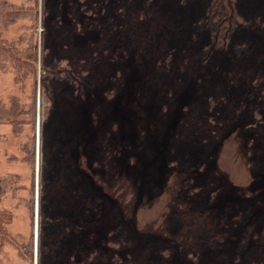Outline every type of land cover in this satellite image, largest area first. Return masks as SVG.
<instances>
[{
	"label": "rangeland",
	"instance_id": "374dc122",
	"mask_svg": "<svg viewBox=\"0 0 264 264\" xmlns=\"http://www.w3.org/2000/svg\"><path fill=\"white\" fill-rule=\"evenodd\" d=\"M36 2L38 91L64 75L34 121L0 72V264H264V0L219 50L212 0Z\"/></svg>",
	"mask_w": 264,
	"mask_h": 264
},
{
	"label": "trees",
	"instance_id": "16d2710c",
	"mask_svg": "<svg viewBox=\"0 0 264 264\" xmlns=\"http://www.w3.org/2000/svg\"><path fill=\"white\" fill-rule=\"evenodd\" d=\"M20 4H12L7 0H0V72L7 71L15 75V82L19 85L28 78L33 82L32 102L29 113L33 114L35 121L36 114L40 113L41 119L49 115L50 112V87L49 82L55 77L64 74L52 71L48 66H41L39 91L37 89L38 64H39V44L35 33L39 19L38 4L35 0H27ZM190 1V0H183ZM21 22L27 24L25 33L18 38L9 40L6 33L11 27ZM240 19L235 8V0H212L203 24L210 27L216 47L223 49L229 43L231 36L239 25ZM26 29L28 32L26 33ZM11 123H19L18 118L23 113V105L20 99L12 103L7 111ZM6 112H0V121L6 118ZM7 114V115H8ZM28 114V112H26ZM13 117L16 119L13 120ZM17 124V125H18ZM33 154V153H32ZM35 158V155H34ZM9 178L0 179V200L6 194ZM6 216L0 212V242H6L5 231Z\"/></svg>",
	"mask_w": 264,
	"mask_h": 264
}]
</instances>
